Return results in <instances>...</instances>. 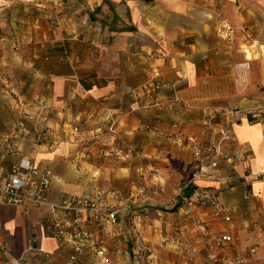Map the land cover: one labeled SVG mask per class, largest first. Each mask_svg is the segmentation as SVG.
Segmentation results:
<instances>
[{
  "label": "crops",
  "instance_id": "1",
  "mask_svg": "<svg viewBox=\"0 0 264 264\" xmlns=\"http://www.w3.org/2000/svg\"><path fill=\"white\" fill-rule=\"evenodd\" d=\"M261 45L264 0H0V175L33 161L53 173L49 205L0 204L6 264H70L74 243L46 230L51 205L98 189L122 192L140 216L130 220L122 211L101 235L108 262L87 249L74 264H143L134 226L152 253L149 264H202L204 244L188 254L200 235L196 218L216 233L239 236L232 253L247 264H264V55L249 59L243 50L260 53ZM156 73L163 99L182 101L164 112L144 110L141 87ZM235 107L234 136L223 148L226 155L243 153L245 162L221 161L216 178L194 185L215 190L222 212L194 205L189 186L175 193L174 207L182 203L176 211L149 201L147 195L163 203L161 195L196 162L189 146L167 134L171 124L202 135L209 114ZM252 110L262 112L251 119ZM30 114L37 117L27 122L33 134L50 130L47 145L18 140L17 122ZM147 120L164 133L141 130Z\"/></svg>",
  "mask_w": 264,
  "mask_h": 264
},
{
  "label": "built area",
  "instance_id": "2",
  "mask_svg": "<svg viewBox=\"0 0 264 264\" xmlns=\"http://www.w3.org/2000/svg\"><path fill=\"white\" fill-rule=\"evenodd\" d=\"M264 47V45H261ZM259 50H262L260 49ZM264 54V51H262ZM244 67L250 68L248 64ZM163 85L156 73L147 83L141 87V92L146 98L144 110L155 109L158 112H164L173 104H180L179 98L165 101L160 94ZM132 96L138 98V92L133 91ZM240 112L238 108L222 109L208 115L203 123L204 132L202 135H194L186 132L180 122H173L167 134L173 139L183 141L193 151L196 162L190 173L187 186L195 185L199 181H208L217 177L216 171L221 166V161H226L230 165L245 162L246 157L238 152L234 155L224 153V143H229L233 139L235 120L233 115ZM262 111L252 110L248 112L251 119H256ZM219 117H227L225 124L218 122ZM36 122L35 115H28L25 119L17 122L18 140L20 143L28 139L34 140L38 145H47L50 141V130H39L33 134L27 126V122ZM43 121H46L45 119ZM140 129L153 133L163 134L164 130L151 120L140 125ZM79 131L78 128L75 129ZM17 143L13 146L14 151H18ZM119 155L126 158L132 157L131 154L123 153L118 150ZM147 158L148 154H143ZM53 173L50 170H43L36 162L29 163L25 170L14 164L9 173L0 175V204L43 207L49 205L48 195L52 186ZM194 205L209 207L215 214L223 210V204L220 201L217 192L211 187H197L193 192ZM111 196V198L108 197ZM247 198H251L247 195ZM122 192L115 191L104 193L101 189L92 196L66 194L57 205H51L53 215L46 222V230L53 237L60 241L70 240L74 243V252L70 256V264H74L80 255L87 249H92L99 262L109 261L111 250L107 247L101 238V235L107 233L108 229L119 223L121 212L126 211L130 220L140 216L138 204L133 201H126ZM122 200H125L122 204ZM142 214V213H141ZM158 217L163 218V213H157ZM162 214V215H161ZM191 218V212H185ZM149 218L152 215L149 212L143 214ZM193 219V218H192ZM224 219L231 222V216L225 215ZM196 226L200 231L189 251V255L197 254L200 245L204 244L207 255L202 264H247L244 257L232 253V248L240 240L239 236H232L226 233H216L210 229L208 224L201 218L194 219ZM134 235L136 236V251L143 262L148 264L152 253L140 233L134 226ZM8 251V245L0 241V264H6L5 254ZM259 245L252 247V252L257 253Z\"/></svg>",
  "mask_w": 264,
  "mask_h": 264
},
{
  "label": "rangeland",
  "instance_id": "3",
  "mask_svg": "<svg viewBox=\"0 0 264 264\" xmlns=\"http://www.w3.org/2000/svg\"><path fill=\"white\" fill-rule=\"evenodd\" d=\"M54 8H55V10H57V6H54ZM44 16H46L45 15V13H44ZM46 20L47 19H49V18H45ZM256 47H249V46H244V53H245V55L248 57V55L251 53L252 54V56L253 57H259V56H262V55H264L263 54V52L262 51H264V47H261L260 49H262V50H259V52L260 53H258L257 51H256ZM195 164V163H194ZM194 164H193V166H192V169H193V167H194ZM192 169L188 172V174H187V176H186V178H184L183 180H181L180 181V183H177V185L175 186V187H173V189H171L170 188V190L172 191H170L169 193H164L163 195H161V200H163V203H158V202H156L155 200H154V198H153V196H151V195H147V197L146 198H148L149 199V201H151L152 203H154L155 205H159L160 207H161V209H164V210H166V211H168V210H170V209H173V207H174V204L176 203V202H178L179 201V196H176V194H178V193H182V191H181V189L182 190H184V186L185 187H187V183H188V179H189V177H190V173H191V171H192ZM176 193V194H175ZM180 195V194H179ZM151 198H150V197ZM181 196V195H180ZM146 198H144L143 200H145ZM138 200H139V198H138ZM160 211V210H159ZM161 213H162V211H160ZM158 211L157 212H155V214H156V217H158ZM162 215V214H161ZM159 218V217H158ZM161 219H162V217H160ZM131 247V246H130ZM124 250H129V247L127 246V247H125V249ZM129 251H131V248H130V250ZM128 251V252H129ZM149 264V263H148Z\"/></svg>",
  "mask_w": 264,
  "mask_h": 264
},
{
  "label": "trees",
  "instance_id": "4",
  "mask_svg": "<svg viewBox=\"0 0 264 264\" xmlns=\"http://www.w3.org/2000/svg\"><path fill=\"white\" fill-rule=\"evenodd\" d=\"M197 187H195L194 185H190L189 187H187V190H190L191 193L194 192V189H196ZM182 203L179 202L175 207H173V211H176L179 207H181Z\"/></svg>",
  "mask_w": 264,
  "mask_h": 264
},
{
  "label": "bare ground",
  "instance_id": "5",
  "mask_svg": "<svg viewBox=\"0 0 264 264\" xmlns=\"http://www.w3.org/2000/svg\"><path fill=\"white\" fill-rule=\"evenodd\" d=\"M255 57H256V56H255ZM255 57H253L251 53L248 55V58H249V59H253V58H255Z\"/></svg>",
  "mask_w": 264,
  "mask_h": 264
}]
</instances>
